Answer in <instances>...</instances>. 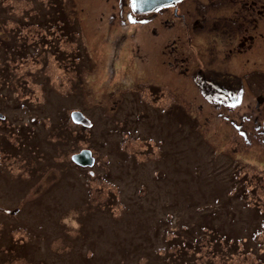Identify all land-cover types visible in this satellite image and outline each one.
<instances>
[{
    "label": "rangeland",
    "instance_id": "374dc122",
    "mask_svg": "<svg viewBox=\"0 0 264 264\" xmlns=\"http://www.w3.org/2000/svg\"><path fill=\"white\" fill-rule=\"evenodd\" d=\"M111 11L0 0V264H264V134L242 119L264 66L195 35L206 68L244 75L232 109L174 72L175 36Z\"/></svg>",
    "mask_w": 264,
    "mask_h": 264
},
{
    "label": "flooded vegetation",
    "instance_id": "af4514ba",
    "mask_svg": "<svg viewBox=\"0 0 264 264\" xmlns=\"http://www.w3.org/2000/svg\"><path fill=\"white\" fill-rule=\"evenodd\" d=\"M104 2L113 9L109 15L112 20L118 19L120 23L130 26L158 24L152 27L151 32L154 35L160 36L161 33L166 35L168 32L175 36L169 43L171 46L169 52L174 58V72L188 78L196 87L205 88L206 94L202 90L201 93L206 95V99L211 97L221 104L232 106V109L239 107L240 104L243 105V96L246 93L242 78L244 75L231 73L232 75L229 76L232 78H230L223 76V72L217 69L206 68L200 59V54L204 52L196 46L194 37L212 33L214 38L221 41L223 49L229 43L226 50L224 49L227 56L239 57L243 63V60L250 61L245 57L246 55H253V59L256 60H254L255 65L262 68L264 66L262 61L264 0H172L169 5L152 10L134 7L133 0H104ZM179 26L183 29L184 41H181V32L173 30ZM184 43L189 46L192 53L187 51ZM166 48L167 44H162L161 51L165 52ZM194 58L200 59L199 65L196 63L195 66H191L190 59L193 61ZM245 75L250 78L248 73ZM257 75H252L253 80H249L253 86L263 89L256 90L257 107H263V112L255 115L245 112L246 116L242 119H250L246 123L255 124L257 131L264 134V75L259 77ZM258 79L260 84L256 82ZM210 93H216L219 97L211 96ZM238 124L241 128L244 126L241 122Z\"/></svg>",
    "mask_w": 264,
    "mask_h": 264
},
{
    "label": "water",
    "instance_id": "95a60500",
    "mask_svg": "<svg viewBox=\"0 0 264 264\" xmlns=\"http://www.w3.org/2000/svg\"><path fill=\"white\" fill-rule=\"evenodd\" d=\"M172 0H133L134 7L145 9H156L162 5H169ZM75 123L89 124V121L80 111L71 113ZM2 114L0 113V118ZM72 161L81 166H91L94 162V157L90 149H83L79 153L73 154Z\"/></svg>",
    "mask_w": 264,
    "mask_h": 264
},
{
    "label": "bare ground",
    "instance_id": "6f19581e",
    "mask_svg": "<svg viewBox=\"0 0 264 264\" xmlns=\"http://www.w3.org/2000/svg\"><path fill=\"white\" fill-rule=\"evenodd\" d=\"M162 6H164V5H162ZM161 7V6H160ZM72 116V115H71ZM72 119H73V117H72Z\"/></svg>",
    "mask_w": 264,
    "mask_h": 264
},
{
    "label": "trees",
    "instance_id": "16d2710c",
    "mask_svg": "<svg viewBox=\"0 0 264 264\" xmlns=\"http://www.w3.org/2000/svg\"><path fill=\"white\" fill-rule=\"evenodd\" d=\"M192 246V245H191ZM195 252H197V251H195Z\"/></svg>",
    "mask_w": 264,
    "mask_h": 264
}]
</instances>
